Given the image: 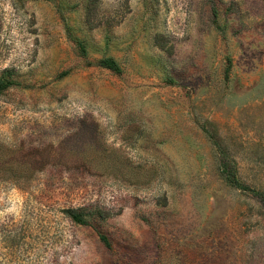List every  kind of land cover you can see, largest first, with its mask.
Returning a JSON list of instances; mask_svg holds the SVG:
<instances>
[{
  "label": "rangeland",
  "instance_id": "1",
  "mask_svg": "<svg viewBox=\"0 0 264 264\" xmlns=\"http://www.w3.org/2000/svg\"><path fill=\"white\" fill-rule=\"evenodd\" d=\"M7 82L0 264H264V0H0Z\"/></svg>",
  "mask_w": 264,
  "mask_h": 264
},
{
  "label": "trees",
  "instance_id": "2",
  "mask_svg": "<svg viewBox=\"0 0 264 264\" xmlns=\"http://www.w3.org/2000/svg\"><path fill=\"white\" fill-rule=\"evenodd\" d=\"M97 63L101 66H104V67L112 70V71H115V72L120 71L118 64L113 59L102 58V59H99ZM8 83L9 82H7L5 84H0V87H4L6 85H9ZM222 171L224 173L225 179L228 180L229 182H231L236 187L248 190L252 195L260 197L261 199L264 198V194L262 192H259L258 190H255V189L247 186L246 184L240 183L239 180L237 179L235 171L232 169V167L228 166L227 164H223Z\"/></svg>",
  "mask_w": 264,
  "mask_h": 264
}]
</instances>
